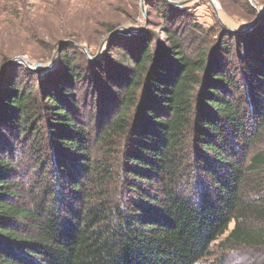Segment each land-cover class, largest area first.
I'll return each instance as SVG.
<instances>
[{"label": "trees", "instance_id": "trees-1", "mask_svg": "<svg viewBox=\"0 0 264 264\" xmlns=\"http://www.w3.org/2000/svg\"><path fill=\"white\" fill-rule=\"evenodd\" d=\"M169 22L162 39L112 37L94 135L74 116L86 76L66 45L52 84L27 88L9 71L18 65L6 69L0 128L21 141L0 136V264H198L222 237L264 249V31L221 30L191 55ZM25 31L27 43L57 48L33 20Z\"/></svg>", "mask_w": 264, "mask_h": 264}, {"label": "rangeland", "instance_id": "rangeland-1", "mask_svg": "<svg viewBox=\"0 0 264 264\" xmlns=\"http://www.w3.org/2000/svg\"><path fill=\"white\" fill-rule=\"evenodd\" d=\"M172 1L185 4L174 6L168 3L164 6L157 0H0V85L7 79L6 69L13 65L20 67L9 70L14 75L13 80L17 78L21 83L29 84L26 85L27 88L34 89V85L37 86L41 82L54 83L53 77L59 68L58 49L60 45H66L65 49L73 59L75 68L86 76L85 80L75 87L79 106L74 116L94 135L97 100L99 98V101H105V95L108 94L103 80L115 70L112 66L115 52L110 48L113 36L124 37L116 40V44L131 43L133 39L150 31H154L162 39L160 27L162 20L167 17L171 21L169 27L178 33L188 51L194 55L203 45L212 47L221 30L230 34H243L259 26L256 34L264 31H260L264 25V13L254 28L243 31L258 19L260 11H264V0ZM13 6H19L21 9L14 10ZM249 9L251 11L248 12ZM32 20L37 23L42 37H54L58 42L57 48L50 53L44 51L39 44L32 45L25 41L28 34L25 29ZM19 23H22L25 29L18 30L13 27ZM107 25L114 26L112 33L105 32ZM72 44L76 48L69 46ZM19 48L24 49L25 53L15 55L5 52H16ZM221 50L220 47V55ZM4 52L5 58H2L1 54ZM235 54L236 50L232 49L228 57H223L229 67L238 65ZM14 58L24 59L30 68L22 64L8 65ZM49 63L48 69L43 70ZM230 70L232 74L236 73L235 69ZM35 98L38 99L37 96ZM40 102L38 99V105ZM3 134L8 135V128H0V136ZM7 137L11 142L21 141L17 133L12 132L11 136ZM257 147L258 150L264 149V141ZM27 152V148H22V154L19 152V157L17 156L16 166L21 175L25 174L29 166V157L23 156V153L25 155ZM258 224L264 227V222ZM232 227L233 224L229 226V230ZM223 239L224 237L218 240L211 247L209 255L198 264H264V249L229 246L222 244Z\"/></svg>", "mask_w": 264, "mask_h": 264}, {"label": "water", "instance_id": "water-1", "mask_svg": "<svg viewBox=\"0 0 264 264\" xmlns=\"http://www.w3.org/2000/svg\"><path fill=\"white\" fill-rule=\"evenodd\" d=\"M164 1H166L169 4L174 5V6H182L183 4H185V2H175V1H172V0H164ZM263 13H264V11H260L258 19L256 21H254L253 23H251L250 25L246 26L243 29V31L247 32V31L251 30L252 28H254L256 26V24L258 23L260 16ZM11 64H22V65L26 66L27 68H30V67L27 66L26 61L24 59H20V58H14L8 65H11ZM49 66H50V63H49V65H46L43 68V70L46 69V68L48 69Z\"/></svg>", "mask_w": 264, "mask_h": 264}]
</instances>
